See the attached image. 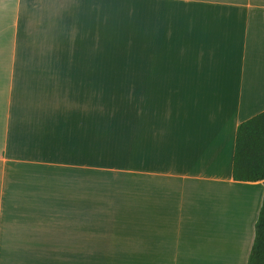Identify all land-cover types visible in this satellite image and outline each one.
Segmentation results:
<instances>
[{"label":"crops","instance_id":"0c3cea01","mask_svg":"<svg viewBox=\"0 0 264 264\" xmlns=\"http://www.w3.org/2000/svg\"><path fill=\"white\" fill-rule=\"evenodd\" d=\"M263 110L264 0H0V264L246 261Z\"/></svg>","mask_w":264,"mask_h":264},{"label":"trees","instance_id":"16d2710c","mask_svg":"<svg viewBox=\"0 0 264 264\" xmlns=\"http://www.w3.org/2000/svg\"><path fill=\"white\" fill-rule=\"evenodd\" d=\"M232 178L262 181L264 184V110L241 121L236 127ZM246 264H264V193Z\"/></svg>","mask_w":264,"mask_h":264},{"label":"rangeland","instance_id":"374dc122","mask_svg":"<svg viewBox=\"0 0 264 264\" xmlns=\"http://www.w3.org/2000/svg\"><path fill=\"white\" fill-rule=\"evenodd\" d=\"M225 258H226V257H225ZM223 259H224V258H223ZM223 259L220 260V263H221V264H228V262H224V263H222ZM246 262H247V260H246V261H242L241 259H239L238 261H236V264H246Z\"/></svg>","mask_w":264,"mask_h":264}]
</instances>
